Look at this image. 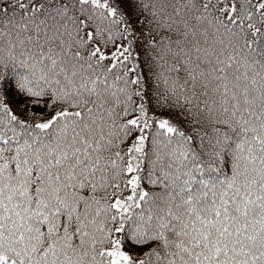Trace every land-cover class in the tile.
<instances>
[{
  "label": "snow or ice",
  "instance_id": "1",
  "mask_svg": "<svg viewBox=\"0 0 264 264\" xmlns=\"http://www.w3.org/2000/svg\"><path fill=\"white\" fill-rule=\"evenodd\" d=\"M0 264H264V0H0Z\"/></svg>",
  "mask_w": 264,
  "mask_h": 264
},
{
  "label": "trees",
  "instance_id": "2",
  "mask_svg": "<svg viewBox=\"0 0 264 264\" xmlns=\"http://www.w3.org/2000/svg\"><path fill=\"white\" fill-rule=\"evenodd\" d=\"M17 99H22V98H17ZM15 103H16V100L13 101V104H15Z\"/></svg>",
  "mask_w": 264,
  "mask_h": 264
}]
</instances>
